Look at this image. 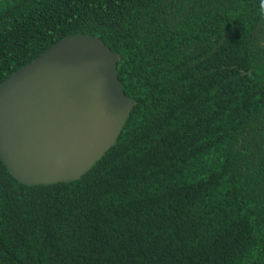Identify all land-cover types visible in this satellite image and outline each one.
Returning a JSON list of instances; mask_svg holds the SVG:
<instances>
[{"label": "trees", "instance_id": "1", "mask_svg": "<svg viewBox=\"0 0 264 264\" xmlns=\"http://www.w3.org/2000/svg\"><path fill=\"white\" fill-rule=\"evenodd\" d=\"M259 0H0V82L52 43L101 40L132 109L73 181L0 160V264H264Z\"/></svg>", "mask_w": 264, "mask_h": 264}, {"label": "water", "instance_id": "2", "mask_svg": "<svg viewBox=\"0 0 264 264\" xmlns=\"http://www.w3.org/2000/svg\"><path fill=\"white\" fill-rule=\"evenodd\" d=\"M116 60L98 38L74 34L0 82V160L14 179L76 180L114 144L132 109Z\"/></svg>", "mask_w": 264, "mask_h": 264}, {"label": "clouds", "instance_id": "3", "mask_svg": "<svg viewBox=\"0 0 264 264\" xmlns=\"http://www.w3.org/2000/svg\"><path fill=\"white\" fill-rule=\"evenodd\" d=\"M258 14L260 17L264 18V0H259Z\"/></svg>", "mask_w": 264, "mask_h": 264}]
</instances>
